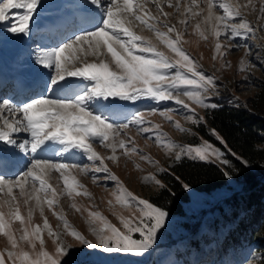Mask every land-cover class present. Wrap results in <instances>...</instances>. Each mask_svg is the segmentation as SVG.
I'll return each instance as SVG.
<instances>
[{"label":"snow or ice","instance_id":"1","mask_svg":"<svg viewBox=\"0 0 264 264\" xmlns=\"http://www.w3.org/2000/svg\"><path fill=\"white\" fill-rule=\"evenodd\" d=\"M42 8L43 0H0V22H7L6 30L10 33L29 35L34 17ZM250 14H256L255 24L248 19ZM65 24L71 35L40 50L36 56L35 63L49 70L42 91L21 77L14 81L12 89L25 99L0 95V235L7 241V247L0 250V264H82L77 259L81 249L69 243V239L82 248L107 254L142 256L153 248L158 233L166 227L169 212L131 192L107 161L118 163L120 156H138L157 170L148 173L144 180L159 188L166 185L157 173L168 169L138 147L128 133L130 127H135L146 140H153L174 162L186 157L221 165L222 175L229 181L240 174L229 156L248 164L228 147L215 128L210 129V135L224 150L203 137L197 144L178 143L160 124L145 120L142 111L120 122L113 119L109 108L116 100L173 101L178 109L149 112L159 111L165 121L183 133H190L191 129L174 119V111L186 110L183 118L193 126L206 123L192 104L205 109L217 107L207 100L211 95H219V86L216 76L206 74L203 65L183 47L192 43L186 37L194 35L197 43L211 44L212 60L218 61L221 69L230 68L228 53L233 48L245 47L235 38L247 39L264 31V0H88L84 18ZM137 28L152 33L156 42L139 34ZM158 45L174 55H167ZM252 55L249 46L239 62V70L249 73L244 77L248 83L252 82L251 69L255 67L249 59ZM256 55L260 58L259 53ZM20 133L27 136L19 140ZM94 145L110 154L101 155ZM13 150L30 154L31 159L21 171L9 176L6 173L20 164L16 156L10 155ZM73 150H79L92 166L55 161V156ZM48 152L52 156L41 155ZM135 166L143 171L139 163ZM72 169L84 175L91 173L94 182L101 179L96 174L103 173L104 180L115 183L116 189L107 204L119 226L98 205L77 203V197L92 199V193ZM54 173L59 175L54 177ZM53 178L55 185L50 182ZM175 179L184 189H191L179 176ZM62 198L69 199L71 209L84 217L92 238L69 221L60 204ZM45 208L59 222L55 228ZM37 212L42 223L34 221ZM45 236L53 244L51 251Z\"/></svg>","mask_w":264,"mask_h":264},{"label":"rangeland","instance_id":"2","mask_svg":"<svg viewBox=\"0 0 264 264\" xmlns=\"http://www.w3.org/2000/svg\"><path fill=\"white\" fill-rule=\"evenodd\" d=\"M86 1L88 0H43V6L50 3L52 7L48 6L43 7L42 9H38L39 15L34 17V22L31 24V33L29 35L10 33L6 30L7 22H0V33L4 30L7 31V33H4L6 35L4 39L12 42V47H0V64H5V71H13V69H17L16 71H38L43 73V79L46 78L49 70L44 69L35 63L36 56L38 55L40 50L47 49L50 46L59 44L67 36L71 35V31H69V29L67 28L65 37L56 43H52L53 39L55 38L54 34L59 36V33L51 30L49 31L47 25L41 24L42 20L49 19L50 16H52V14L54 13L74 14L73 19H77V13L81 11L83 3ZM240 2H243V0H240ZM168 10L171 11V9ZM217 12L218 14H222L221 10L219 9H217ZM248 19L255 24L257 16L256 14H250L248 16ZM43 26H46L47 28H44ZM135 30L139 34L151 37L153 41L156 42L155 37L152 33L146 30L141 32L139 28ZM186 38L192 41V43L183 45V47L186 48L187 51L193 57H195L200 64L203 65L202 70L206 74L215 75L217 78L219 95H211V98L207 100L208 103L216 105V101L220 100L246 102L258 91L259 84L264 76V66H261V59H264V31H257L254 37L250 36L247 39L241 37L235 38V42H238L245 47L233 48L228 53L227 59L231 62V67L226 69H221L220 63L218 61L214 62L212 60L213 47L211 44L204 41H200L199 43H197V37L194 35H189ZM36 39L38 40L37 42ZM28 44H30V47L34 44L35 46L30 48L28 47ZM36 46H40L42 48L40 49ZM158 46L160 50L164 51L167 55H174L163 45ZM249 46L253 50V55L250 56L249 59L255 65V67L251 69V83L246 82L244 79V77L248 76L249 73L241 72L239 70V62L242 58H244V53ZM257 53L260 54V58H257ZM21 54L26 55L21 57ZM201 56L203 57L202 59ZM90 58L93 59L92 57ZM181 99H184L186 103H191L186 97L181 96ZM114 103L116 104V109L111 115L113 119L120 122H124L125 118L129 117L132 113L142 111L145 114V120L160 124L161 129L164 132H167L168 135L178 143L197 144L200 142L201 137H203L205 140H208L198 133L197 127L199 125L193 126L190 122H186L184 120L183 112L186 110L181 109L179 112L174 111V119L179 120L183 127L190 128V133L177 131L174 125L164 120L159 111H157L156 113L149 112L150 109H178L179 106L176 105L173 101H155L151 99H141L135 102L116 100L114 101ZM192 107H194L196 109V112L204 118L205 108L198 107L194 104H192ZM128 133L135 138L136 144L140 149L143 150V152L148 153L153 158L159 160L160 164L165 169H168V171L165 173H157L158 178L161 179V181L165 184V181L170 178L168 173H170L171 167L176 165L178 162H174L173 159L169 158L164 150L159 147L153 140H146L143 135H138L135 127H130ZM26 136V133H20L17 135V139L22 140ZM212 143L217 147H221L214 142ZM94 146L98 151L100 150L101 155L107 156L110 154L109 151L105 150L101 146ZM222 150L224 149L222 148ZM10 153L16 156V158L19 159L21 163H26L27 160L31 159L30 154H24L21 150H13ZM117 154L119 155V151ZM41 155L52 156V153H42ZM61 157V155H58L55 156L54 159L57 162L77 163L81 165H88L90 167L92 166V162L82 157L80 155V152H78V154L76 155L69 152L68 157H66L65 159H61ZM107 163L112 172H114L120 178V180L124 182L125 186L137 196L148 199V196L151 193L160 189L154 183H150L144 180V177L148 173L157 172V170L150 166L148 163L141 161L138 156H133L131 158L120 156L118 163H113L111 161H107ZM137 163L140 164L143 171L136 168L135 165ZM72 172L77 176L79 181L84 184L92 193V199L80 196L76 198L77 203L82 206H88L91 204L98 205L99 210L113 223H116L118 225V221L111 214V211L109 210V206L107 204V200L112 198V192L116 189L115 183L112 181L104 180L103 177L105 174L103 173H97L96 175L101 179L97 182H94L91 178V173L88 175H84L79 173L76 169H72ZM7 175L11 176L10 174ZM58 175V173L53 174L54 177H57ZM50 182L55 185L56 179L53 178ZM60 183L62 186V181ZM229 185L231 186L230 188L221 189L213 194H207L190 189L189 192L191 201L185 206V212L188 216L173 215L169 213L170 215L166 227L165 229H162L160 233H158L156 244L152 249H150L142 256L122 253L107 254L93 252L90 249L82 248V246H80L74 240L69 239L68 242L73 244L74 247L81 249L77 259H79L82 264H181V261L176 260L173 256L174 248H181L186 246L190 249V257L193 259L194 264H261V258L257 257L255 253H253L256 250L254 246H252V252L246 250L245 248H242L239 255H236L233 249L229 248L228 250H225L222 246H220V244H217L216 241L206 242L201 237L204 233L210 234V219L214 221L216 217L219 216L222 212L219 208V205L224 204L227 197H229L236 191L242 190L243 187L241 182L234 179L229 181ZM60 204L67 213V218L69 219V221L85 235H89L88 225L84 217L71 209V201L69 199L62 198ZM58 210L59 209H57V211ZM45 212L46 215H48L49 221L55 228L59 222L47 208H45ZM125 215H127L126 212ZM34 221L36 223H42L38 212L34 217ZM215 225H217L218 227V235L223 239L225 237V229H223V227L219 223H215ZM16 226H19L18 222ZM232 226L233 225L231 223H228V227ZM196 227H201L200 231L195 232L194 229H196ZM261 235H263L264 237V230L261 232ZM89 238L92 237L89 235ZM45 239L47 241V247L51 251L53 248V244L47 236H45ZM5 247H7L6 238L0 235V250H3Z\"/></svg>","mask_w":264,"mask_h":264},{"label":"trees","instance_id":"3","mask_svg":"<svg viewBox=\"0 0 264 264\" xmlns=\"http://www.w3.org/2000/svg\"><path fill=\"white\" fill-rule=\"evenodd\" d=\"M216 105L215 108L205 109L206 123L197 127L198 133L220 145L210 135V129L215 128L227 141L228 147L244 157L248 164L228 157L239 168V176L233 179L242 183V190L234 192L224 204L219 205L222 212L214 221H209L211 235L204 233L201 237L206 242L216 241L225 250L233 249L236 255L242 248L252 252L254 246L256 250L253 253L264 264V237L261 235L264 230V76L258 91L246 102L220 100L216 101ZM170 170V178L165 181L166 188L151 193L148 199L173 215L188 216L185 206L191 201L189 190L182 187L176 176L189 183L191 189L207 194L231 187L229 180L222 175V166L217 163L185 158ZM215 223L225 229L223 239L218 235ZM228 223L233 226L228 227ZM200 229L196 227L194 230L198 232ZM173 254L181 264H194L187 246L175 247Z\"/></svg>","mask_w":264,"mask_h":264},{"label":"bare ground","instance_id":"4","mask_svg":"<svg viewBox=\"0 0 264 264\" xmlns=\"http://www.w3.org/2000/svg\"><path fill=\"white\" fill-rule=\"evenodd\" d=\"M48 6L49 7L51 6L50 3L49 4H45L43 7H48ZM87 8H88V1L83 3L82 11L77 13V15H78L77 19L84 18V16L86 15V9ZM73 17H74V14L54 13V14H52V16H50L49 19H43L41 24L47 25V27L51 31H55V29H58V31H62L63 32V36H65L64 31H66L67 28H68L67 25L65 24V21H70V20L73 19ZM47 27L45 26L44 28H47ZM4 33H7V31L4 30V31H1V33H0V47L11 46L12 42L11 41L9 42V41L4 39V37H6V35ZM25 55L26 54H21L20 56L23 57ZM93 59H95V58H93ZM9 68H10V66H9ZM5 70H6L5 69V64L4 65H3V63L0 64V95L1 94L2 95H7L9 92H13L12 85H13L15 79H18V78H21V77H26L29 80H33L35 82V84L38 86V87H36V90L37 91H42L41 90V85H42V82H43V78H42V74L43 73H40V72H37V71H22V70L21 71H16L17 69H15V70L13 69V71L12 70L5 71ZM29 94H32V93L30 92ZM15 96H16L15 98L17 100L25 99V96L23 94L22 95H15ZM115 107H116V104L113 102V104L109 108L110 114L114 113V110L116 109ZM78 152H79V150L71 151V153L74 154V155L78 154ZM98 152H100V150ZM68 154L69 153H62L61 154V156H62L61 159H65L66 157H68ZM24 165H25V163H21V161H20V164H19L18 167H14L11 171L7 172L6 174L13 175L16 172L21 171L24 168Z\"/></svg>","mask_w":264,"mask_h":264}]
</instances>
